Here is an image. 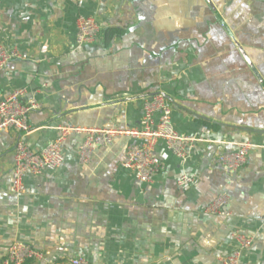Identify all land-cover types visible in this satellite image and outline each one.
Masks as SVG:
<instances>
[{
	"label": "crops",
	"instance_id": "crops-1",
	"mask_svg": "<svg viewBox=\"0 0 264 264\" xmlns=\"http://www.w3.org/2000/svg\"><path fill=\"white\" fill-rule=\"evenodd\" d=\"M79 16L98 23V43L77 46ZM0 44L23 56L0 71V94L37 104L29 134L0 133V264L15 242L42 254L30 264H222L234 253L264 264V0H0ZM155 91L176 132L209 142L184 160L158 143L164 169L139 184L123 167L131 139L83 163L84 135L71 133L62 166L12 192L19 140L37 152L63 127L138 129ZM243 142L246 164L226 173L218 156ZM184 174L193 184L181 190ZM222 194L228 215L206 214Z\"/></svg>",
	"mask_w": 264,
	"mask_h": 264
},
{
	"label": "built area",
	"instance_id": "built-area-1",
	"mask_svg": "<svg viewBox=\"0 0 264 264\" xmlns=\"http://www.w3.org/2000/svg\"><path fill=\"white\" fill-rule=\"evenodd\" d=\"M76 44L98 43L101 38V28L90 17L79 16L77 19ZM22 54L15 48H6L0 44V71L12 60H21ZM24 90H15L7 96L0 94V133L6 130H15L18 134L26 136L31 132L28 125V115L37 108L34 101L24 103ZM75 133L84 135L78 149L80 162L89 161L96 147L112 144L117 138H129L134 143L128 148L127 157L123 167L127 169L139 184L149 183L154 176L163 171L162 162L157 156L156 146L163 143L166 149L182 160L186 159L194 146L198 143L209 142L205 137H190L180 135L172 126L171 109L165 96L155 91L152 95L144 97L142 101L141 127L112 129V128H79L63 127L59 129L58 137L47 144L41 151L30 149L22 140H19L13 150V163L11 169V190L14 194L25 192L24 177L27 174L39 176L45 171L60 168L64 162L63 142L67 135ZM201 133L208 136L210 130L203 126ZM253 145L249 142L240 143L236 150L221 153L217 160L226 173H234L242 168ZM193 184V179L181 175L177 180V187L184 189ZM228 197L224 194L217 196L204 210L208 215L227 216L225 208ZM240 250L248 249L252 240L234 234ZM42 254L34 248L15 242L7 248L2 264H24L27 261H37ZM222 264H251L241 262L238 253L224 258ZM70 264H89L83 259H72Z\"/></svg>",
	"mask_w": 264,
	"mask_h": 264
},
{
	"label": "water",
	"instance_id": "water-1",
	"mask_svg": "<svg viewBox=\"0 0 264 264\" xmlns=\"http://www.w3.org/2000/svg\"><path fill=\"white\" fill-rule=\"evenodd\" d=\"M243 58L245 59V61L247 62V64L251 67V69L254 71L255 75L258 77L257 73L255 72V70L253 69V66L250 64L249 60L247 59V57L242 54Z\"/></svg>",
	"mask_w": 264,
	"mask_h": 264
},
{
	"label": "trees",
	"instance_id": "trees-1",
	"mask_svg": "<svg viewBox=\"0 0 264 264\" xmlns=\"http://www.w3.org/2000/svg\"><path fill=\"white\" fill-rule=\"evenodd\" d=\"M114 34H119V31L118 30H114ZM31 262H33V261H27L24 264H30Z\"/></svg>",
	"mask_w": 264,
	"mask_h": 264
}]
</instances>
